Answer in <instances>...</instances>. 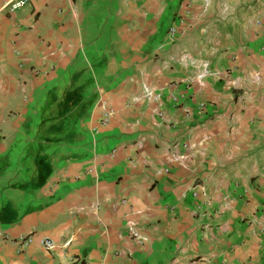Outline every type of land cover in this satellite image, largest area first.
Segmentation results:
<instances>
[{"label":"crops","instance_id":"crops-1","mask_svg":"<svg viewBox=\"0 0 264 264\" xmlns=\"http://www.w3.org/2000/svg\"><path fill=\"white\" fill-rule=\"evenodd\" d=\"M8 1L0 264H264V0Z\"/></svg>","mask_w":264,"mask_h":264},{"label":"built area","instance_id":"built-area-1","mask_svg":"<svg viewBox=\"0 0 264 264\" xmlns=\"http://www.w3.org/2000/svg\"><path fill=\"white\" fill-rule=\"evenodd\" d=\"M30 0H9L7 2V4L5 5V8L9 11V12H16L20 9H22L23 7H25L28 3H29ZM173 32V31H172ZM38 74V72H37ZM172 100L173 101H176L175 100V97L172 96ZM109 117H110V111H103L102 112V116H101V124L102 125H105L108 120H109ZM128 231L130 233V235L137 239L139 243L143 242L144 241V238H141L138 233L136 232V230L130 226L128 228ZM20 241L22 243V245H27V243L29 242V239L27 238H20ZM42 245L47 248V249H53V242L50 241V240H45L42 242Z\"/></svg>","mask_w":264,"mask_h":264}]
</instances>
